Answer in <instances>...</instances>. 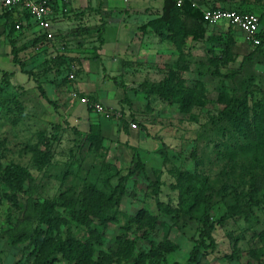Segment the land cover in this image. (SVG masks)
<instances>
[{"label":"rangeland","instance_id":"obj_1","mask_svg":"<svg viewBox=\"0 0 264 264\" xmlns=\"http://www.w3.org/2000/svg\"><path fill=\"white\" fill-rule=\"evenodd\" d=\"M218 1L214 7L258 15L264 10V0ZM176 4L180 6L178 0ZM77 19V15L66 16V27L55 31L57 36L49 42L40 33L34 44L16 45L22 67L12 62V39L6 38L0 22L2 252L12 248L16 264L44 261L47 247L32 245L31 237L35 229L45 233L33 210L46 200L55 201L58 216L65 222L52 236L85 242L87 230L71 219L81 192L92 186L109 195L116 177L139 158L147 176L159 180L157 199L167 212L158 210L145 182L128 181L119 207L109 212L115 220L99 225L103 241L93 259L100 264L185 263L207 212L215 223L214 248L201 249L197 264H264V202L254 206L247 218L230 215L250 193L262 198L264 145H256L219 115L223 106L219 96L226 93L240 100L249 116L264 126V64L255 54L243 62L253 50L243 33L219 22L207 26L203 40L187 41L183 52L188 69L181 74L182 85L194 90L200 81L204 97L182 113L178 104L151 92L171 69L182 65L172 44L152 36L149 29L141 32L151 36L138 42L136 34L129 44L137 30L133 25L120 29L115 17L104 34L102 20L90 27ZM215 38H231L233 43ZM157 40L166 44L163 55L169 56L170 50L177 53L173 66L154 60L160 47ZM38 42L48 48L29 52ZM62 42L65 52L56 47ZM62 53L68 60L60 64L54 58ZM124 60L141 76L133 73L134 78H125L111 72ZM90 103L117 116L106 117ZM10 166L27 170L30 178L17 188L9 185L4 172ZM207 196V206L195 201ZM142 210L145 214L139 215ZM164 242L174 249L157 251ZM49 262L75 264L62 253Z\"/></svg>","mask_w":264,"mask_h":264},{"label":"trees","instance_id":"obj_2","mask_svg":"<svg viewBox=\"0 0 264 264\" xmlns=\"http://www.w3.org/2000/svg\"><path fill=\"white\" fill-rule=\"evenodd\" d=\"M221 9L233 10L239 13H252L239 8L226 7ZM11 10L12 9H9L8 11L11 12ZM263 14L264 10L261 15L257 14L260 21V30L257 35L262 42H264V24L261 22ZM202 16L203 10L199 7L193 6L192 0H184L180 6H177L176 0H163V7L160 16L150 20L143 26V29L151 30L160 38V40L172 44L179 54L178 59L182 65H177L175 69H171L166 78L152 86L151 92L157 94L168 103L178 104L179 110L182 113L187 112L193 106L199 105L200 97H204V88L200 81H197L194 90L187 89L182 85L185 84V80L181 75L188 69L187 63L184 60L183 52L187 41L191 40L196 42L203 40L207 26H210L203 21ZM9 26L10 31H14L13 22H10ZM215 40L218 42L223 41L225 44L233 43L231 38L223 40L221 38H215ZM250 46L253 50L251 54L244 57L243 62L247 59H251L255 54L261 57L262 63L264 64L261 47H254L251 44ZM11 55L12 62L22 67V62L18 56V49L14 43H12ZM55 59L58 60L60 64L65 60H68L64 57V54L56 56L54 60ZM4 79H6V74ZM37 87L42 94V97L46 98L41 86L38 85ZM219 100L223 102L219 115L225 118L235 130L241 133V135L253 141L256 145L263 146L264 126L261 125L257 118L249 116L244 104L240 100L229 96L226 93H222L219 96ZM29 178V172L19 166L7 167L4 172V179L7 180L9 185L16 188L19 186L20 182ZM128 181H133L135 184L141 181L145 182L147 189H150V194L156 200L158 210L167 212L166 209H163V204L157 199L160 192L159 180L150 179L145 171L144 163L137 158L132 162L125 174H119L116 177L109 195H105L103 192L92 186L85 188L81 192L79 207L71 212V219L87 230L88 238L85 242L69 237L62 239L57 236H52V232L59 229L60 223H65L60 220L58 216L56 203L52 200H46L37 205V208L33 210V214L35 215L38 224L45 226V233L40 235L36 233L38 229H35L34 235L31 237V243L32 245L36 244V247H47L46 257L41 264H50L49 258L55 256L57 253H62L65 259L74 261L75 264H100L101 262L98 259H93L95 254L101 252L98 247L101 246L103 241L102 230L99 225L115 220L114 216L110 215L109 212L119 207L122 196L125 192V184ZM195 201L198 204L204 203L207 206L209 197H200ZM263 202L264 191L261 199L255 198V196L250 193L247 200L241 201L235 211L230 210V215H243L247 218L252 208ZM144 214L145 211L143 210L139 213V215ZM95 220H98L99 223L96 222V224H94ZM220 221L221 220H219L217 224H219ZM214 227L215 223L210 221V215L206 212L203 216L199 237L189 253L187 262H173L172 264H197L201 249L207 250L209 248H214V240L212 237ZM174 247L171 246V244L164 242L157 246V251L170 252Z\"/></svg>","mask_w":264,"mask_h":264},{"label":"crops","instance_id":"obj_3","mask_svg":"<svg viewBox=\"0 0 264 264\" xmlns=\"http://www.w3.org/2000/svg\"><path fill=\"white\" fill-rule=\"evenodd\" d=\"M184 1V0H183ZM192 4L195 7L201 8L203 11L205 9L214 7L219 5L218 0H192ZM59 5V3H58ZM163 7V0H127L126 2L123 0H70L68 4V13L66 14H58L55 20L52 23V30L55 34V31L63 30L66 27V16H78L77 23H83V25H87L93 27L94 25L100 24L102 20L103 25V34L108 26L109 22L115 17L117 18V23L120 29L127 30L130 25H133L137 33H135L131 38H129V44L133 40L135 35L137 34V38L140 40L146 39L147 37L151 36L149 33L142 34L143 26L147 24L150 20L156 18L162 11ZM20 13L19 9H13L11 12L7 11H0V22L4 24V35L9 36L12 40L14 45H23V44H34L35 41L39 37L38 29L29 20L28 15L25 13L26 16V23L22 25V28L19 32L10 31V22L15 21V16ZM241 32V31H240ZM57 34H55L56 36ZM152 36H156L153 34ZM104 38V35H103ZM14 41H17L15 44ZM59 42H56V44ZM37 45L33 47V49H28L29 52L32 50L35 52L38 51L37 48H42L40 51L42 52L43 49H47L48 46L44 45L41 46V43H36ZM60 46H56L57 48L63 47L62 51L65 52V46L60 43ZM127 44V46L129 45ZM157 44H159L158 50L154 54V60L160 64L161 62L167 65H174L177 61V53L173 50L169 51V56L163 55L164 49L166 50V44H160V40H157ZM12 46V45H11ZM139 46V44H138ZM142 45H140L141 47ZM17 47V46H16ZM50 47V46H49ZM144 49L146 46L144 45ZM163 47V49H161ZM165 47V48H164ZM53 51L54 49H50ZM147 50V49H146ZM165 52V51H164ZM64 54V53H62ZM165 54V53H164ZM169 59V60H165ZM131 62L124 60L120 67L117 69L111 70L118 72L119 75L125 78H134V74L136 73L138 76H141V73L136 72L134 68H130ZM85 73V72H84ZM134 73V74H133ZM89 74V73H88ZM86 75V74H84ZM117 76V75H116ZM111 78L110 76H106ZM83 89V84L80 85V89ZM100 99L104 101V97L100 94ZM12 249V248H11ZM9 249L7 252H2L0 248V263L1 264H16V253Z\"/></svg>","mask_w":264,"mask_h":264},{"label":"built area","instance_id":"obj_4","mask_svg":"<svg viewBox=\"0 0 264 264\" xmlns=\"http://www.w3.org/2000/svg\"><path fill=\"white\" fill-rule=\"evenodd\" d=\"M127 1V0H123ZM183 0H178L181 5ZM59 3V5H58ZM70 0H0V11L9 9H19L20 13L15 16L14 31L19 32L22 25L27 21L26 13L29 20L38 29V33H43L46 41L54 38L55 34L52 30V23L58 14L68 13V4ZM203 21L209 25H216L224 22L226 25L233 26L240 30L245 40L254 47L260 46L264 58V42L258 37L260 30L259 16L254 13H239L233 10H223L221 8H208L203 11ZM63 49V48H62ZM69 69L72 70L70 67ZM71 78L73 74H68ZM84 103H88L87 99H82ZM97 112L106 117L117 116L116 112L103 108L98 103H90Z\"/></svg>","mask_w":264,"mask_h":264}]
</instances>
